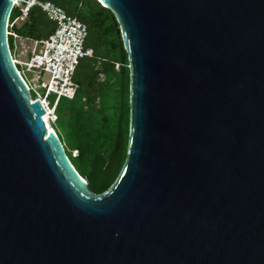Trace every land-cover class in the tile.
Instances as JSON below:
<instances>
[{
	"label": "water",
	"instance_id": "95a60500",
	"mask_svg": "<svg viewBox=\"0 0 264 264\" xmlns=\"http://www.w3.org/2000/svg\"><path fill=\"white\" fill-rule=\"evenodd\" d=\"M96 1L128 71L97 193L29 101L0 0V264H264V0Z\"/></svg>",
	"mask_w": 264,
	"mask_h": 264
},
{
	"label": "trees",
	"instance_id": "16d2710c",
	"mask_svg": "<svg viewBox=\"0 0 264 264\" xmlns=\"http://www.w3.org/2000/svg\"><path fill=\"white\" fill-rule=\"evenodd\" d=\"M86 28L84 45L91 54L78 60L71 98L59 97L51 128L66 157L90 191L101 192L116 177L125 156L128 123L126 55L112 13L96 0H49ZM10 9L7 30L23 38L44 39L54 23L36 6L15 23ZM10 54L12 37L7 35ZM117 65L116 69L114 65ZM49 104L52 96H48ZM74 151V154H71Z\"/></svg>",
	"mask_w": 264,
	"mask_h": 264
},
{
	"label": "built area",
	"instance_id": "2783aa9c",
	"mask_svg": "<svg viewBox=\"0 0 264 264\" xmlns=\"http://www.w3.org/2000/svg\"><path fill=\"white\" fill-rule=\"evenodd\" d=\"M31 6L38 7L54 23L52 31L40 40L23 38L7 29L6 33L11 35L12 44L16 39L17 44L22 45L19 52L25 58H18V54L17 57L11 58L26 85L29 101H38L48 124H51L55 119L53 107L56 100L59 97L71 98L74 90L72 72L78 60L90 56L91 50L84 45L86 36L84 24L67 15L49 0H15L12 7H17L19 14L14 22L21 21L27 8ZM116 67L115 64L114 68ZM22 73H27V77L25 78ZM49 95L52 96L50 104Z\"/></svg>",
	"mask_w": 264,
	"mask_h": 264
},
{
	"label": "rangeland",
	"instance_id": "374dc122",
	"mask_svg": "<svg viewBox=\"0 0 264 264\" xmlns=\"http://www.w3.org/2000/svg\"><path fill=\"white\" fill-rule=\"evenodd\" d=\"M15 42V41H14ZM13 42V44H12V52H11V56L12 57H17L16 56V54H18V58H20V59H23V58H25V57H23V56H21V54H20V49H21V47H22V45H19V44H17V42L16 43H14ZM23 44V43H22ZM14 46V47H13ZM18 68H20V66H18ZM22 75L26 78L27 77V73H22ZM46 121H48V119H46ZM50 124V123H49ZM52 124V123H51ZM50 124V125H51ZM75 152L74 151H72V153L71 154H74Z\"/></svg>",
	"mask_w": 264,
	"mask_h": 264
},
{
	"label": "bare ground",
	"instance_id": "6f19581e",
	"mask_svg": "<svg viewBox=\"0 0 264 264\" xmlns=\"http://www.w3.org/2000/svg\"><path fill=\"white\" fill-rule=\"evenodd\" d=\"M46 119H47L46 115L43 114V116H42V121H43V123H44L46 129H49L50 126H49L48 122L46 121Z\"/></svg>",
	"mask_w": 264,
	"mask_h": 264
},
{
	"label": "crops",
	"instance_id": "0c3cea01",
	"mask_svg": "<svg viewBox=\"0 0 264 264\" xmlns=\"http://www.w3.org/2000/svg\"><path fill=\"white\" fill-rule=\"evenodd\" d=\"M14 41H15V42H14ZM13 42H14V43H16V42H17V40H16V39H14V40H13Z\"/></svg>",
	"mask_w": 264,
	"mask_h": 264
}]
</instances>
